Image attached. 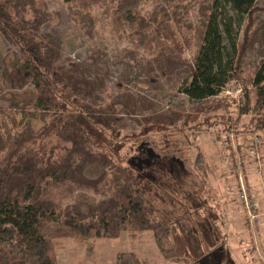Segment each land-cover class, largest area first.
<instances>
[{
	"label": "trees",
	"instance_id": "16d2710c",
	"mask_svg": "<svg viewBox=\"0 0 264 264\" xmlns=\"http://www.w3.org/2000/svg\"><path fill=\"white\" fill-rule=\"evenodd\" d=\"M108 1L64 0L71 5L75 18L86 23L92 21L93 7ZM143 1H111L116 5V21H126L134 28L139 46L158 49L152 62L161 69L169 73L188 70L181 92L189 100L201 103L216 98L233 80L244 81L241 70L250 46V30L255 14L261 11L256 0H214L191 65L183 59L186 44L182 36L189 6L175 3L172 13L160 8L146 18L135 14ZM229 10L237 15L236 19ZM50 18L45 5L37 0H0V33L21 57L15 80L22 81L21 86H30V91L20 95L13 106L32 107L44 120L50 118L36 131L27 113L23 112L20 120L7 119L0 113V264H59L58 242L72 239L84 244L92 255L93 241H114L123 232L128 238L152 236L154 256L162 262L208 264L211 254L227 244L223 228L226 214L208 204L212 201L206 193L209 185H203L202 194H198L197 185L190 182L191 191L183 192L178 186L183 166L180 168L175 159L163 160L164 156L157 168L168 182L163 187L153 181L164 195L153 198L145 189L147 184L141 186L140 170L127 165L121 157L129 144H141L156 133L165 132L163 137L171 142L189 146V137L184 134L199 126V111L186 116L156 111L139 133L123 136L116 110L89 106L81 99L95 98L96 87L78 76L80 70H55L58 41L41 33ZM243 20L248 25L240 41L237 28ZM187 28H191L189 24ZM101 56L99 53V60ZM251 85L254 96L245 87L239 118L249 116L255 130H264V59ZM131 102L138 104L130 96L127 103ZM222 104L225 101L213 107V114ZM179 121L183 122L177 127ZM169 128L183 135L182 139L166 135ZM197 164L202 168L203 159L199 158ZM94 165L102 173L97 179H89L85 174ZM246 187L251 189L247 183ZM60 188L90 189L106 199L85 212L69 207L61 212L59 203L52 198L53 190ZM171 193L184 196L174 199ZM165 203L182 214L178 216L167 209ZM183 219H188L190 225L182 224ZM258 222L259 218L255 224ZM246 224L250 227L252 219H247ZM142 262L149 264L148 259ZM227 264L236 263L229 257Z\"/></svg>",
	"mask_w": 264,
	"mask_h": 264
},
{
	"label": "rangeland",
	"instance_id": "374dc122",
	"mask_svg": "<svg viewBox=\"0 0 264 264\" xmlns=\"http://www.w3.org/2000/svg\"><path fill=\"white\" fill-rule=\"evenodd\" d=\"M37 1L45 5L51 16L43 25L41 33L58 41L55 70H80L78 76L92 82L96 87L95 98L86 96L81 99L89 106L116 110L123 136L139 133L145 121L152 118L156 111L165 115L176 113L183 116L195 115L199 111V126L195 131L192 129L184 134L189 137V146L171 142L163 137L165 132L156 133L143 142L145 144H129L121 153V157L136 171L140 169V180H143L141 186L147 184L145 189L153 198H159L157 196L161 194L159 186L154 182L162 186L168 182L157 168L164 156L163 160L175 159L180 168L183 166V173L179 177L183 184L178 185L183 192L191 191L190 182L197 185L198 194H202L203 185H209V188L206 187L209 189L206 193L208 196L210 194V200L213 202L208 201V204L215 205L226 214L223 228L227 244L219 247L218 253L211 254L208 264H227L229 257L236 264H264V130H255V127L250 125L249 116L239 118L245 87L253 97L251 80L264 59V0H256V5L261 11L255 14V21L250 30V46L241 70L244 81L233 80L220 96L201 103L189 100L181 92L184 81L189 77L187 69H178L173 73L161 69L152 62L158 49L139 46L133 34L134 28L126 21H116V0L114 3L111 2L114 0H110L107 4L94 6L91 11L92 21L89 23L77 20L71 12V5L66 4L64 0ZM175 3L189 6V13L185 18L187 25L182 31V36H185L186 44L183 59L191 65L198 52L199 36L206 27L214 0H144L135 14L147 18L160 8L172 13ZM229 12L230 16L237 18L234 12ZM188 24L191 28H187ZM247 25L248 21L243 20L242 25L236 27L240 41ZM99 53L103 54L102 60H99ZM20 64L19 50L8 43L0 33V113L7 119L15 117L20 120V115L25 112L27 117L31 118L33 128L40 131L50 118L44 120L32 107L16 109L13 106L19 101L20 95L30 91L28 84L21 86L23 82L15 80L18 78ZM130 96L137 100L138 104L127 103ZM224 101L225 104L213 114V107ZM182 122L179 121L177 127ZM10 125L13 126L12 123ZM192 127L196 125L192 124ZM167 131L166 135L172 134L176 140L183 137L170 128ZM140 151L144 152L143 159L151 162L147 169H142L143 164H140L139 168L136 158ZM199 158L203 159V169L197 164ZM101 173L102 169L94 165L88 168L85 175L89 179H97ZM246 183L251 188L249 191L253 195L248 196L259 218V222L255 224L256 219L251 214L253 224H250V227L246 224L250 218L245 214L239 193L241 184L246 186ZM247 193L249 194L248 191ZM171 196L181 199L184 195L171 193ZM52 198L59 203L61 212L68 207L85 212L106 199L102 193L79 188L54 189ZM165 204L167 209L176 211L178 216L182 214L169 203ZM200 216L203 218L204 214L201 212ZM192 219L196 220L194 214ZM181 223L190 225L188 219H183ZM92 243L95 252L90 255L91 252L84 244L72 239L58 242V263L143 264L142 260L148 259L149 264H170L155 258V247L150 235L128 238L123 232L117 240ZM222 249L224 252H221Z\"/></svg>",
	"mask_w": 264,
	"mask_h": 264
},
{
	"label": "built area",
	"instance_id": "2783aa9c",
	"mask_svg": "<svg viewBox=\"0 0 264 264\" xmlns=\"http://www.w3.org/2000/svg\"><path fill=\"white\" fill-rule=\"evenodd\" d=\"M243 185L241 184V187H240L241 189L239 191V193L241 195V199H242V200L241 199L240 200L242 201L243 209L245 210V212H247V214L250 216V218H251V214H252L255 217V219H257V215H258V214H256L257 210H255L254 205H253V203L249 197L253 194L247 190L249 192V194H248L246 191V186L244 185V188H245L244 189Z\"/></svg>",
	"mask_w": 264,
	"mask_h": 264
},
{
	"label": "flooded vegetation",
	"instance_id": "af4514ba",
	"mask_svg": "<svg viewBox=\"0 0 264 264\" xmlns=\"http://www.w3.org/2000/svg\"><path fill=\"white\" fill-rule=\"evenodd\" d=\"M143 157H144V152L140 151L136 160H138V162H139V168H140V164H143L144 166L142 167V169H147L148 166L151 165L150 164L151 162H149L150 160H148V159H143Z\"/></svg>",
	"mask_w": 264,
	"mask_h": 264
}]
</instances>
